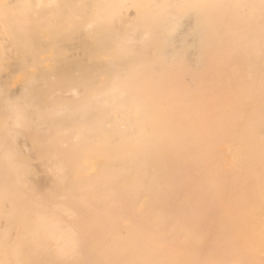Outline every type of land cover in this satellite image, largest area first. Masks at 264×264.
<instances>
[{"label":"bare ground","instance_id":"bare-ground-1","mask_svg":"<svg viewBox=\"0 0 264 264\" xmlns=\"http://www.w3.org/2000/svg\"><path fill=\"white\" fill-rule=\"evenodd\" d=\"M0 264H264V0H0Z\"/></svg>","mask_w":264,"mask_h":264},{"label":"rangeland","instance_id":"rangeland-1","mask_svg":"<svg viewBox=\"0 0 264 264\" xmlns=\"http://www.w3.org/2000/svg\"><path fill=\"white\" fill-rule=\"evenodd\" d=\"M19 74L25 79L28 80V78L31 75V70L29 68L22 69L19 71Z\"/></svg>","mask_w":264,"mask_h":264}]
</instances>
